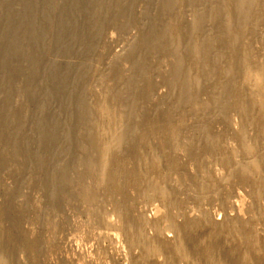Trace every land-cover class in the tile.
<instances>
[{
  "label": "bare ground",
  "instance_id": "bare-ground-1",
  "mask_svg": "<svg viewBox=\"0 0 264 264\" xmlns=\"http://www.w3.org/2000/svg\"><path fill=\"white\" fill-rule=\"evenodd\" d=\"M52 1L0 0V264H18L19 248L32 264H48L39 237L31 239L21 226L24 208L16 206L15 198L22 183L41 189L45 203L59 209L97 169L104 175L99 181L104 197L115 202L131 255L137 247L157 255L158 247L169 260L172 249H181L186 262L195 253L217 264H236L230 253L240 264L252 258L258 237L251 221L239 216L242 208L231 217L225 211L222 219L220 212L213 216L202 205L198 218L182 210L174 174L193 182L198 200L210 201L212 186L207 177L179 164L172 148L189 116L197 150L190 148L188 155L200 161L209 153L232 165L223 139L234 129L236 115L241 126L254 128V145L261 149L257 158L264 160V95L251 74L256 64L249 52L258 28H264V0H63L54 10ZM106 26L119 32L137 29L122 53L130 63L129 75L117 60L102 68L88 62L92 57L100 63L97 49ZM102 76L117 82L100 93L107 103L113 101L108 122L97 116L94 91L87 90ZM215 122L221 130L214 129ZM152 135L166 149L160 163L141 154L152 147ZM60 143L67 152L64 160ZM5 172L13 183L8 188L2 182ZM234 172L254 195L260 193L249 172L236 167ZM130 188L139 197L158 200L163 215L156 214L161 211L157 202L152 215L136 213ZM93 195L99 196L97 191ZM232 205L239 207L237 200ZM162 220L171 238H165L170 236L166 231L161 235ZM226 224L230 234H238L228 249L220 245ZM146 225L154 232H147ZM190 233L200 238L193 247Z\"/></svg>",
  "mask_w": 264,
  "mask_h": 264
},
{
  "label": "rangeland",
  "instance_id": "rangeland-1",
  "mask_svg": "<svg viewBox=\"0 0 264 264\" xmlns=\"http://www.w3.org/2000/svg\"><path fill=\"white\" fill-rule=\"evenodd\" d=\"M62 3L63 0H53L51 9L59 8ZM136 8L142 10L143 4L138 2ZM49 20L52 21V16L49 17ZM136 34L137 29L135 27H129L124 32H119L110 26L104 27L102 34L104 40L97 49L100 63L92 57L89 58L88 62L92 67L99 66V68H102L113 60H117L119 66L123 68V73L129 75L131 72L130 63L122 58V53L133 42ZM262 42H264V28L260 27L258 28L256 37L252 40L249 52L256 64L251 74L256 78V84L264 95V46ZM68 60L70 61V59ZM101 78L98 84L88 85L87 90L94 91L92 105L95 106L94 111L99 113L97 116H101L103 120L108 122L106 113L111 115L112 110H107V108L109 103L111 104L113 101L111 100V102L107 103L100 93L104 89H111L116 81L112 82L105 76ZM156 80L160 83L162 78L158 76ZM163 90H165L164 87ZM165 105L164 102L157 110H163ZM97 108L101 111H97ZM234 116L233 125H235L232 128L239 132L240 138L237 137L232 129H229L225 131L223 139L231 161L229 164L232 165H224L216 155L209 153H203L200 161L188 155L190 148L197 150L192 132L189 130V124L193 122V119L189 116L184 117L186 122L185 128H183L180 138L173 144L172 149L179 164L186 165L187 170L193 174L207 177L210 180L209 182L212 186L210 191L212 199L210 201L197 199V189L185 174H174L175 176L173 175L172 177L175 178V190L180 199L185 203V207L182 210L188 211L194 218H198L200 214L199 205L205 206L204 208L208 209L213 216H216L220 212L221 219L225 211L231 217L235 215L238 208H242L239 216L244 220L251 221L253 232L258 237L255 241L257 247L253 250L252 258L245 260V262L247 264H264V160L257 158V152L261 149L255 148L254 128L251 125L241 126L240 119L236 115ZM198 119L203 118L200 115ZM214 129L221 130L222 124L215 122ZM151 138L152 147L145 148L141 154L144 157L150 156L160 163L166 149L160 147L158 137L152 135ZM58 152L60 159H66L67 152L64 144L60 143ZM138 164L145 163L141 161ZM197 164L202 165L197 166ZM235 167L242 169L245 173L249 172L250 168H255L249 174L260 188L258 195L253 194L249 183L239 180L234 172ZM103 176L102 171L97 169L91 178L86 179V187H76L71 194V200L59 209H51L45 203L44 193L38 187L33 188L26 184V181L21 184L19 195L15 198V203L19 209L24 208L25 216L21 222L22 229L29 234L31 239L39 237V240L43 244L45 260L48 264H138L139 262L142 264H207L208 262L209 264H217L214 259L206 260L200 253H195L190 262H186L183 260V251L178 248L171 250L170 260L166 259L164 253H160V248L158 247L155 251L157 255H147L150 252V247L148 248V246H146L149 249V251L147 250L148 252H142L137 247L133 249V254L131 255L125 245L122 233L119 231L120 219L116 212L115 202L109 197H104V184L101 183L100 185L99 182ZM2 182L7 188L13 185L12 178L6 172L3 174ZM95 191L99 194L98 198L93 195ZM128 195L130 197L135 196L132 203L134 202L136 206V213L150 216L154 212V207L158 205L161 211H158L159 213L157 212L156 214L158 216L163 215L164 207L158 200L150 197H139L133 188L129 189ZM235 200H237L239 207L235 206L234 208L232 205V202ZM156 202L157 205H154ZM102 218L109 220V223H102ZM178 219L180 221L183 220L180 216ZM163 221L161 222L159 231L162 232L161 235L163 236L164 234L166 235V232H169L170 236H166L165 238H171L173 233L166 229L167 222ZM230 227L229 224H226L225 228H223L225 232L221 234L222 238H220V245L225 249L231 247L233 241L236 243V240H238V234H230L231 232L228 231L231 230ZM145 229L147 232H154L148 225L145 226ZM111 232L113 235H109L108 239L106 233ZM113 232L117 235L115 236ZM193 234L190 233L189 237L192 247L200 240L199 237H193L195 236ZM228 234L231 240L227 238ZM114 236L115 238H113ZM225 238L227 239L225 240ZM230 256L231 258L234 257L232 259L234 260L233 262L240 264V260H237L238 257L236 255L230 253ZM15 258L18 264H32V261L28 260L29 258H27L24 249H17ZM245 262L242 264H246Z\"/></svg>",
  "mask_w": 264,
  "mask_h": 264
}]
</instances>
